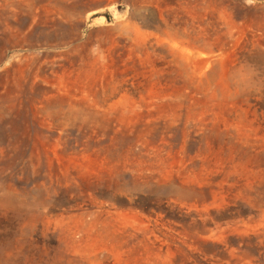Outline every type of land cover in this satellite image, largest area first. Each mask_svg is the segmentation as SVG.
Instances as JSON below:
<instances>
[{
  "label": "rangeland",
  "instance_id": "374dc122",
  "mask_svg": "<svg viewBox=\"0 0 264 264\" xmlns=\"http://www.w3.org/2000/svg\"><path fill=\"white\" fill-rule=\"evenodd\" d=\"M0 264H264V0H0Z\"/></svg>",
  "mask_w": 264,
  "mask_h": 264
}]
</instances>
